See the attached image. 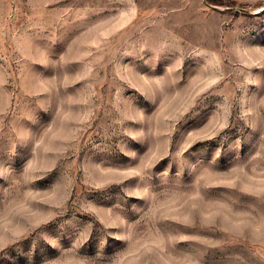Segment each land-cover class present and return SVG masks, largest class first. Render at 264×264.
I'll return each mask as SVG.
<instances>
[{
  "label": "rangeland",
  "instance_id": "rangeland-1",
  "mask_svg": "<svg viewBox=\"0 0 264 264\" xmlns=\"http://www.w3.org/2000/svg\"><path fill=\"white\" fill-rule=\"evenodd\" d=\"M0 0V264H264V0Z\"/></svg>",
  "mask_w": 264,
  "mask_h": 264
},
{
  "label": "trees",
  "instance_id": "trees-1",
  "mask_svg": "<svg viewBox=\"0 0 264 264\" xmlns=\"http://www.w3.org/2000/svg\"><path fill=\"white\" fill-rule=\"evenodd\" d=\"M209 5L224 6L226 9H231L235 5V1L232 0H204Z\"/></svg>",
  "mask_w": 264,
  "mask_h": 264
},
{
  "label": "crops",
  "instance_id": "crops-1",
  "mask_svg": "<svg viewBox=\"0 0 264 264\" xmlns=\"http://www.w3.org/2000/svg\"><path fill=\"white\" fill-rule=\"evenodd\" d=\"M236 1H248V2H255V1H257V0H236Z\"/></svg>",
  "mask_w": 264,
  "mask_h": 264
}]
</instances>
